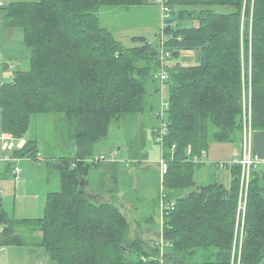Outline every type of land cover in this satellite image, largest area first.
Here are the masks:
<instances>
[{
	"label": "trees",
	"instance_id": "16d2710c",
	"mask_svg": "<svg viewBox=\"0 0 264 264\" xmlns=\"http://www.w3.org/2000/svg\"><path fill=\"white\" fill-rule=\"evenodd\" d=\"M154 2L13 0L6 6V23L23 30L31 57L12 82L0 85L3 130L21 139L33 116L62 115L77 151L72 158L53 156L48 162L59 170L62 189L47 195L43 217L11 219L0 195L1 246L26 244L17 231L22 223L38 226L41 241L35 247H43L57 264H143L142 254L155 257L148 264L264 260V168L252 171L248 186L242 185L239 164L232 167L229 187L200 184L195 177L200 162L193 160L212 142L243 140L245 122L264 130V0H168L171 8H181L164 22L157 45L138 36L140 42L126 48L102 24L103 7ZM162 46L175 55L198 52L195 65L167 67L164 82L170 87V109L163 185L176 206L162 221L159 238L171 244L163 252L158 242L132 237L131 221L114 201L97 192L91 198L81 186L89 184L98 164L85 159L96 156L94 148L112 123L156 107L150 88L161 94L155 80ZM14 154L37 160L40 152L29 141Z\"/></svg>",
	"mask_w": 264,
	"mask_h": 264
},
{
	"label": "rangeland",
	"instance_id": "374dc122",
	"mask_svg": "<svg viewBox=\"0 0 264 264\" xmlns=\"http://www.w3.org/2000/svg\"><path fill=\"white\" fill-rule=\"evenodd\" d=\"M154 4L156 5L155 7L145 6L146 9L139 8L138 6L103 7L101 10L102 24L110 28L115 37H117L126 48L137 45L136 43L140 41H137L135 38L138 36H144L153 45H157L161 37L160 25L166 20L168 21L169 18L165 14L163 16V10L156 2H154ZM180 8V6H178V8L172 7L170 16H172V18L177 17V11ZM189 8L191 10H189L188 14L192 12L193 7ZM215 8L218 11H227L229 9L226 6H217ZM182 25L188 26L190 23L185 22ZM183 51L184 50H182L179 55L169 52L170 55L165 57L164 64L168 68L172 67L175 63L180 61ZM159 56H161V54H159ZM181 60L183 61V58H181ZM28 66L27 63L25 68ZM11 68H15V66H11ZM169 95V85L167 83L162 84V93L159 95V101L162 102V99L169 100ZM168 116L167 113L166 117ZM157 117L154 110H148L143 116L140 114L124 115L121 119L112 123L108 136L95 146L93 152L98 153L97 155H101L99 153L103 152L109 157L111 155L110 152L118 150V148L123 146V151H128L129 154L132 155L130 157L144 160L145 166L148 167L147 175L142 178L145 180L143 190L139 193L129 194L130 200L128 198H121V193H112L113 187L118 185L117 182L119 185L123 184L125 187L131 186L132 182L128 177V173L130 174V172L127 162L117 163L119 167L118 170H122L121 172L124 171V174H121L113 171V167L109 165L115 162L114 160H102L92 168L88 177L90 188L94 192H97L101 199L114 201L128 216L132 226V237L140 236L150 243L155 242L152 241L155 240L153 231L156 226L159 227V212L162 216L163 203L169 199L168 192L165 191L163 185L165 176H163L161 172L159 175L157 164L154 165L153 163L160 156V148L162 149V145L156 142L157 133L154 135L153 132L155 127H158V129L160 127V121ZM65 124L62 115L38 114L32 117L27 134H29L31 138L37 140V148L43 160H39L38 162L29 160L33 167H25L24 170L29 172V177H31L30 180L34 179L32 176H37L36 182L28 180L27 182L20 183V181H17L18 183L16 184L14 178L7 181V183L2 181L4 177L2 174L4 172V166L10 161L3 160L12 155L14 150L19 147L22 138H16L14 148H12L9 143L5 151L0 149L1 186L3 187V183H6L3 190L1 189L3 192L0 193V195H4L5 198L7 195H11L5 203L6 211L11 219L16 221L22 218L43 217L45 215L47 194L62 189L59 170L53 166L50 167L52 169V172H50L45 164L52 162L54 160L52 159L53 156L72 158L73 155H75V151L77 150H73V141L68 137V133L65 132ZM70 140L72 142L71 149H69ZM22 148L20 147V149ZM14 157H16V155ZM117 157H120L119 153ZM134 163L137 164L135 161ZM98 165L102 166L98 167ZM231 169L232 167L224 169L225 175L223 183H228L230 182V178L232 179ZM28 172L26 175H28ZM198 177L199 179L201 178V173H198ZM131 178L133 183L136 182L137 177L131 176ZM213 180L214 179L208 178V182L205 183H210V181ZM101 181L104 182V188H100L99 184ZM107 188H110L111 191ZM143 229L145 230L143 231ZM17 231L26 244L0 245V264H40L41 260H45L44 264H57L51 259L50 255L46 253L43 247H35V245L41 241V232L38 226L20 223L17 224ZM31 249H36L38 253L30 252ZM134 257H136V255H131L130 258L133 259ZM153 258L155 257L151 254H142L141 260L143 264H148L151 260H155Z\"/></svg>",
	"mask_w": 264,
	"mask_h": 264
},
{
	"label": "crops",
	"instance_id": "0c3cea01",
	"mask_svg": "<svg viewBox=\"0 0 264 264\" xmlns=\"http://www.w3.org/2000/svg\"><path fill=\"white\" fill-rule=\"evenodd\" d=\"M11 1H13V0H0V2L5 3L4 6L0 7V85L4 84V83L12 82L14 79V76H15L16 69L25 68L27 63H29V60L31 57V49L24 42L25 40H24L23 30L20 28L12 27L8 23H6V19H5L6 6ZM145 6H150V7L154 6L155 7L156 5L152 3L149 5H147V4L146 5H140L138 7L146 9ZM100 17H101V13H100ZM163 25H164V22H163V24L160 25V32H162ZM18 35H20V36H18ZM181 58H183V61L181 60ZM197 59H198V52H196L194 50H184L183 54L180 57V61H178L174 65H176V64H182L184 66L195 65L197 63ZM16 64H17V66H16ZM11 66H15V68H11ZM155 82L154 83L157 84V86H159L160 82L158 80H155ZM161 88H162V84H161ZM161 93H162V91H161ZM150 100H151V105H153L152 103H156V107L154 105V111H155L156 117H157V111L160 108L161 102L159 101L158 91L153 90V87L150 88ZM141 115L143 116L144 113ZM157 130H158V127H155L153 129L154 135L157 132ZM15 141H16V138H14L11 134L6 133L3 130L2 117H1V113H0V149L2 151L3 150L5 151L7 149L9 143L10 144L13 143V145H11V147L14 148V146H15L14 142ZM29 141L35 142V144H38L36 139L31 138V136L29 134H27L25 137H23L21 139L19 147L17 149H15L14 152L16 150L20 149L21 146L23 147ZM69 142H70V145H69L70 148L69 149H71L72 142H71V140ZM123 148L124 147L121 146L120 148H118V150L110 152V154H113V157L115 158V160H114L115 162H112V163L107 162V163H110L109 165H111L113 167V171H116L117 173L119 172L121 174H124V171L121 172L122 170L121 171L118 170L119 167H118L117 163L118 162H127V165L129 167V172H130V174L128 173V177L132 182L131 186L125 187L123 184L119 185V183L117 182L118 185L116 187H113L112 193L113 192L121 193V198H124V199L128 198L129 199L130 198L129 194L139 193L141 190L144 189L145 180H143L142 178H144L145 175H147V167L148 166H145V164H144L145 162H143L144 160L133 159V157H130L132 155H130L128 151H125V150L123 151ZM73 150L75 151L74 143H73ZM242 150H243V140L235 141V142H231V141H227V142L215 141V142H212L210 144L209 149L207 150L206 156L201 161L202 163L200 162L199 165L196 167L195 177H196V180L198 181V183L206 184L205 182H208L207 181L208 178L214 179L213 181H210V183L214 182V181L223 183V178L225 175L224 169H226V168L219 166V162L225 161V160L240 158L241 154H242ZM252 151H253L254 155L258 156L261 159H264V130H255L254 128L252 129ZM14 152L10 156H13ZM118 153L120 154V157H117ZM99 154H105V153L102 152ZM161 154H162V149L160 148V156L158 157V159H156L153 162L154 165L157 164V171H158L159 175L161 172L160 171L161 170V168H160ZM15 158H16V160H14V161L10 160L9 162H7L8 164H6L4 166V172L2 173L4 175V177L2 179L3 182L7 183V181H10L14 178L15 182L17 184L18 183L17 181H20V183H24V182H27L28 180H30V178H31V177H29L30 176L29 172L24 170L25 167H27V168L33 167V165L29 162V160H31V159L30 158H24V157L19 158L17 156ZM129 158H131V159H129ZM134 161L137 162V164H135ZM45 165H47L48 171L52 172V169L50 168V167H53L52 164L48 163ZM99 166H102V165H98V167ZM262 168H264V166H262ZM14 169H18V172L16 175L13 172ZM27 172H28V175H26ZM198 173H201L200 179L198 177ZM131 176L137 177L136 182L133 183ZM32 177L34 179H31L30 181L36 182L37 176H32ZM109 177H110V175H109ZM141 180H143V181H141ZM6 183H3V187L5 186ZM223 184H225L226 186L229 187L231 184V178H230V182H228V183L224 182ZM99 185H100V188H104V182L101 181V183ZM3 187L1 186V180H0V188L2 190H3ZM107 189L109 191H111L110 188H107ZM142 193H144V192H142ZM3 194H5V193H3ZM9 196H11V195H7L6 198L4 197V195L1 196L3 199L5 209H6L5 203L8 200ZM162 221L163 220L161 217V213L159 212V217H158L159 227L156 226V228L153 231L154 232L153 237H155V240H152V241H155L154 243H156L160 237V231L162 228ZM144 230L145 229H143V231ZM40 264H41V262H40ZM261 264H264V260L262 261Z\"/></svg>",
	"mask_w": 264,
	"mask_h": 264
},
{
	"label": "built area",
	"instance_id": "2783aa9c",
	"mask_svg": "<svg viewBox=\"0 0 264 264\" xmlns=\"http://www.w3.org/2000/svg\"><path fill=\"white\" fill-rule=\"evenodd\" d=\"M155 2L162 8L163 10V16L164 14L169 17L171 13V7L168 3V0H155ZM4 2H0V7L4 6ZM159 54L160 56V61H161V67L158 71L157 78L161 84H164L166 80L169 79V69L167 66L164 64L165 57H168L170 53L166 50L163 49V46L160 48ZM170 109V100L167 99H162L160 108L157 111V116L160 121V127L157 130V137H156V142L160 143L162 145V154L160 158V168H161V173L163 176H165L169 170V161L165 157L164 154V149H163V144L165 137L169 134V121L168 117H166L167 113L169 112ZM252 124L249 122H245V130H244V138H243V150L241 157L238 159H231V160H225L219 162V166L228 168V167H233L236 164H239L242 166V185L243 186H248L250 183L251 179V174L252 171L256 168H261L264 166V159L259 158L258 156L253 154L252 151ZM13 145V143L10 144V146ZM22 147V146H21ZM175 149V145L173 146ZM187 153L189 155H192L193 153V147L192 145H189L187 148ZM207 151L204 150L201 155L199 156H194L193 160L201 162L203 158L206 156ZM11 157V158H10ZM106 159H111L115 160L113 157V154H111L109 157L105 154L101 155H96L93 157H89L85 159L86 162L90 164H97L101 162L102 160ZM9 160H16L14 156H9L8 158L4 159L3 161H9ZM33 160V159H31ZM39 160H43V157L39 154L37 160H33L35 162H38ZM15 175L18 172V169H14L13 171ZM0 193H2V190L0 188ZM176 206V201H169L166 200L163 203V211H162V220L165 219L167 216L170 215L171 211L175 208ZM243 208V204L241 205ZM159 245L161 246V251L165 249V246L171 245L170 243L166 242L165 239L162 237L158 240Z\"/></svg>",
	"mask_w": 264,
	"mask_h": 264
},
{
	"label": "water",
	"instance_id": "95a60500",
	"mask_svg": "<svg viewBox=\"0 0 264 264\" xmlns=\"http://www.w3.org/2000/svg\"><path fill=\"white\" fill-rule=\"evenodd\" d=\"M168 23L170 22V20L167 21ZM81 186H83L86 190V193L91 197V198H97L98 194L96 192H94L88 183H85V181L81 182ZM30 252L32 253H38V251L36 249H31ZM45 261L41 260V264H43Z\"/></svg>",
	"mask_w": 264,
	"mask_h": 264
}]
</instances>
